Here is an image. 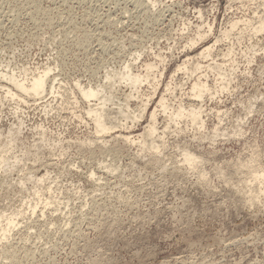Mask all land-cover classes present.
Returning <instances> with one entry per match:
<instances>
[{"label": "rangeland", "instance_id": "1", "mask_svg": "<svg viewBox=\"0 0 264 264\" xmlns=\"http://www.w3.org/2000/svg\"><path fill=\"white\" fill-rule=\"evenodd\" d=\"M261 25L264 0H0V69L48 67L60 87L5 100L0 132L63 144L0 169V264H264ZM78 83L127 129L95 133ZM153 110L156 148L138 138Z\"/></svg>", "mask_w": 264, "mask_h": 264}, {"label": "bare ground", "instance_id": "2", "mask_svg": "<svg viewBox=\"0 0 264 264\" xmlns=\"http://www.w3.org/2000/svg\"><path fill=\"white\" fill-rule=\"evenodd\" d=\"M198 14L200 15V13ZM206 26L208 27V23L206 24ZM262 28H264L263 25L259 26L257 30H260ZM208 29L212 31V25H210ZM210 49L211 46H205L200 50L198 56L201 57L209 53ZM126 69H128V65L127 66L124 65V71H126ZM36 71L37 72L31 74V76L29 74L27 75L26 73L23 76L21 75L17 76L16 74H14L12 70L4 71L0 69V104H2L7 99L15 100L14 98H19L21 100H24V98L27 97L26 95L33 97L39 96V98H41L42 94L47 92H50L47 94H51V95L60 94L56 92L58 91V89H60V87L56 85L55 77L51 80L49 79V74L52 73L50 68L45 67L43 69H40V71L36 69ZM129 73H130V69L127 70V73H124V79H122V81L128 80L126 81V83L129 82L132 85L139 84L141 78H139V76L137 75H133V74L131 75ZM106 77L109 76L106 75ZM2 81H4L5 84H3L4 82ZM143 82L146 81H142V83ZM142 83H140V85ZM6 84H8V86L11 87H8ZM76 86L80 91V95L86 101H88V103H92L90 101L91 99H96V101H99L97 102L98 105H94L95 108L88 107L86 112V114L88 116H91L93 119L95 126V133L111 134L113 132H116L115 131L116 128H122V127L124 129L126 128L124 121L119 120L118 116L112 117V121H108V117H107L108 108L107 105L105 104V102L108 103V99L105 97L106 93H104V89H102V87H96V89H93L92 87L88 86L85 88L82 87L80 83H78ZM192 90L198 92L199 94H202L207 90V85L201 82H195L192 86ZM100 101L102 102L100 103ZM160 104H162V102ZM144 105H145L144 109H146L147 103H145ZM162 108L164 109V107ZM144 109H142L141 111L143 112ZM17 110L18 109H14V112H16ZM118 111H120V108L118 109ZM126 111H122V113H120V115H122V117L124 118H127ZM150 117L152 122L150 121V123L143 128V132L142 134H140V136H138V138H141L142 136L145 135L148 136L150 138V142H149L150 146L156 148L158 143H156L157 140L156 137L154 136V133L157 130L153 124L154 110L151 112ZM174 117H176V115H174ZM188 117L192 121L196 122L198 120L199 115L195 111H190ZM114 119H116V122H114ZM136 119H138V117L134 115L132 117V120L136 121ZM19 123H18L19 125L17 126L12 125L5 132L4 131L0 132V169H2V171L4 172H11L13 169H16L17 171L18 169L24 171L25 166L26 165L28 166L27 163L30 160L32 161V163H35L36 161L39 162V159H41L40 154L42 153L43 149L52 150L56 146L59 148L63 146L62 142H59L54 138H50L49 136L46 135L45 132H37L39 133V135H37L38 137L33 139L32 142L26 141L27 138L25 139L23 138V136H20L21 135L20 133H22L21 131L22 122L20 121ZM119 123H124V124H119ZM112 135H114V133ZM117 137L125 141H129L131 139V137L128 134H124L122 132L118 133L116 135V138ZM158 138L159 136H157V139ZM86 141L88 140L86 139ZM137 141H140V139H137ZM132 143H134V141H132ZM182 156H183V161L186 164L190 166H193L195 164L196 157L193 153L189 151H183ZM21 174L23 175V177H19L18 180L20 184H24L27 181H31L34 185L39 187V185H41L47 180V171L39 176L31 173L30 171H28L27 175L26 173L23 172ZM256 179L259 180L258 177ZM9 223H12V225H14V223L10 220L8 221V224ZM6 227L9 228L8 225H6ZM0 230L2 235H5V233L8 232V230H4V231H2V229Z\"/></svg>", "mask_w": 264, "mask_h": 264}]
</instances>
